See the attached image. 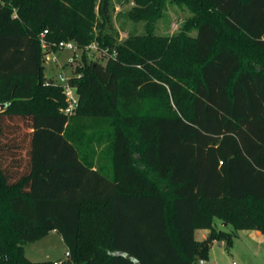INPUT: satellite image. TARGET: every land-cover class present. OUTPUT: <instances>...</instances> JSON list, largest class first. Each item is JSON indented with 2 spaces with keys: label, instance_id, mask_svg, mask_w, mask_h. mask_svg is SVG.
I'll return each instance as SVG.
<instances>
[{
  "label": "trees",
  "instance_id": "1",
  "mask_svg": "<svg viewBox=\"0 0 264 264\" xmlns=\"http://www.w3.org/2000/svg\"><path fill=\"white\" fill-rule=\"evenodd\" d=\"M133 2L146 33L119 43L103 32L110 0L97 13L95 0H0V264H54L24 251L50 231L67 247L59 264H198L235 237L215 218L264 235V0ZM168 2L193 16L162 38ZM44 30L49 50H105L68 82L75 114L113 126L110 175L80 154L61 85L44 84ZM145 98L163 111L134 112Z\"/></svg>",
  "mask_w": 264,
  "mask_h": 264
},
{
  "label": "rangeland",
  "instance_id": "2",
  "mask_svg": "<svg viewBox=\"0 0 264 264\" xmlns=\"http://www.w3.org/2000/svg\"><path fill=\"white\" fill-rule=\"evenodd\" d=\"M98 1L95 0L96 13ZM133 6V0H110L109 21L103 28V32L111 34L119 43L125 41L130 35H144L146 33V21L135 20L129 16V11ZM192 16V11L186 5L168 2L162 17L154 23L153 34L162 38L173 37L183 29L186 21ZM95 32L100 33L99 29H95ZM195 33V29L189 31L191 35ZM54 55L56 56L55 62L44 63V84L52 79L54 83L61 85L75 75L76 66L85 65L92 61L105 64L106 61L102 52L96 50L95 47L74 51L54 50ZM133 110L140 115L145 113L156 114L163 111L160 103L150 98L135 100ZM7 125L8 127L19 126L18 138L20 140L27 133L21 121L9 120ZM69 130L76 133L80 154L91 160L94 166L102 168L107 174H111L110 157L113 126L110 125V122L99 116L77 115L74 112L70 116ZM23 152H25V147ZM255 168L262 169L263 167L256 165ZM216 224L218 227H222L221 221L218 219H216ZM224 226L225 230L234 232L235 237L231 246H227L225 241L221 243L217 240L213 243L210 254L214 264H264V240L262 238L252 241L250 237L252 231L234 230L230 224H224ZM257 234V236H264L260 231ZM24 251L26 257L32 261L51 260L60 262L65 260L67 255V247L61 236L52 231L36 241L25 243ZM204 264L209 263L205 262Z\"/></svg>",
  "mask_w": 264,
  "mask_h": 264
},
{
  "label": "built area",
  "instance_id": "3",
  "mask_svg": "<svg viewBox=\"0 0 264 264\" xmlns=\"http://www.w3.org/2000/svg\"><path fill=\"white\" fill-rule=\"evenodd\" d=\"M47 33V30H44L41 34H40V43H41V47H42V50L44 52L43 54V63H47V62H55L56 61V56L54 55V51L53 50H49V44L46 42L44 36L45 34ZM91 47H95L96 50L98 51H101L102 54L105 53L103 49H100L98 48L97 44L96 43H91L89 45H87L86 47L84 48H79L77 46V44L72 41V40H67V41H59L57 44H56V48L57 50H70V51H74L76 49H81V50H84V49H89ZM52 80V79H50ZM49 80V82H50ZM53 82V80H52ZM61 87H62V93L65 97V106L62 108V112L68 116L72 115L75 110H76V107L78 105V99H79V96H78V92H77V89L75 86H72L69 82H68V79L65 83L61 84ZM199 264H202L203 263V260H199L198 261ZM54 264H59V262L55 261Z\"/></svg>",
  "mask_w": 264,
  "mask_h": 264
},
{
  "label": "crops",
  "instance_id": "4",
  "mask_svg": "<svg viewBox=\"0 0 264 264\" xmlns=\"http://www.w3.org/2000/svg\"><path fill=\"white\" fill-rule=\"evenodd\" d=\"M93 163V162H92ZM93 166H94V164H93ZM94 168H99V167H96V166H94ZM110 175V174H109ZM216 219L217 218H215L214 219V227L216 228V229H220V230H224V231H227V230H225L224 229V222H222L221 220H219V221H221V226L222 227H218L217 226V224H216ZM230 231V230H229ZM249 231H252L251 233H252V236H250L251 237V239H252V241H254L255 239H260V238H262L263 240H264V236H257L258 234V230H249ZM52 232H56V231H52ZM208 233H209V230L208 229H196L195 231H194V237H195V239L197 240V241H202V240H204L206 237H207V235H208ZM215 241H217V240H215ZM215 241H213V243L215 242ZM219 242H221V243H224V241L223 240H221V241H219ZM233 242V241H232ZM213 243L211 244V246H210V249H209V251H208V257H207V259H204L203 260V263L202 264H204L205 262H207V263H209V264H214V261H213V259H212V257H211V254H210V251H211V248H212V246H213ZM199 264V263H198Z\"/></svg>",
  "mask_w": 264,
  "mask_h": 264
},
{
  "label": "water",
  "instance_id": "5",
  "mask_svg": "<svg viewBox=\"0 0 264 264\" xmlns=\"http://www.w3.org/2000/svg\"><path fill=\"white\" fill-rule=\"evenodd\" d=\"M50 82H52V80H50ZM5 107V104L0 103V111H2ZM225 224V223H224ZM125 256H128L127 254H124Z\"/></svg>",
  "mask_w": 264,
  "mask_h": 264
}]
</instances>
